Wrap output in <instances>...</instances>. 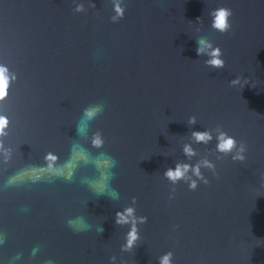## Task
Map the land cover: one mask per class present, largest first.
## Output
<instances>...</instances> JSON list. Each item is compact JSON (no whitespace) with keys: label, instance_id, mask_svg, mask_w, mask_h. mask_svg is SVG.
<instances>
[{"label":"water","instance_id":"obj_1","mask_svg":"<svg viewBox=\"0 0 264 264\" xmlns=\"http://www.w3.org/2000/svg\"><path fill=\"white\" fill-rule=\"evenodd\" d=\"M0 67V264H264V0H0Z\"/></svg>","mask_w":264,"mask_h":264},{"label":"clouds","instance_id":"obj_2","mask_svg":"<svg viewBox=\"0 0 264 264\" xmlns=\"http://www.w3.org/2000/svg\"><path fill=\"white\" fill-rule=\"evenodd\" d=\"M116 11L118 14H123L122 10L117 6ZM215 15L213 19V24L212 26L216 29H218L221 32H224L228 29L229 24H228V17L232 15V11L227 8H218L213 10ZM198 20L200 18H197ZM198 45H201L197 48V54H201L204 52L205 47H211L210 44H207L203 40H198L197 41ZM222 55V52L219 49H215L212 51L211 56L213 57L211 60L208 61L209 64L215 67H222L223 66V61L219 58ZM6 69L3 67H0V99H3L7 95V89H8V76L6 75ZM95 114V109H86L85 110V115H87L89 118H91ZM190 123H194L195 119L190 118ZM7 125V119L6 117H0V134H3V129ZM193 135L198 141H204L207 142V140L211 139L210 135L207 132H194ZM220 143L218 144V149L221 151H230L232 147L235 144V140L232 137H227L225 138V134H221L219 137ZM186 152H190V149L186 147L185 149ZM242 158V157H241ZM188 166L184 165L183 170L181 169L180 165H177L176 169H168L165 173V175L172 179L173 181L177 180L178 178L183 176L184 171H187ZM190 187L195 188V183L190 185ZM129 215L132 213V209L129 208L126 210ZM117 216L119 219L117 220V223H122L127 220V216L124 214L118 212ZM146 219V218H144ZM136 233L135 229H133L129 235H128V242H127V247L131 248L133 246V243L136 239ZM170 255L171 253L166 254L162 260L161 264H170Z\"/></svg>","mask_w":264,"mask_h":264}]
</instances>
